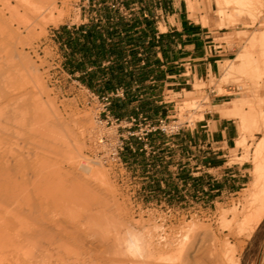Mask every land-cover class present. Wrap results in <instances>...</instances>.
<instances>
[{
	"label": "rangeland",
	"instance_id": "obj_1",
	"mask_svg": "<svg viewBox=\"0 0 264 264\" xmlns=\"http://www.w3.org/2000/svg\"><path fill=\"white\" fill-rule=\"evenodd\" d=\"M252 1L186 0L234 51L174 89L149 83L156 0H0V264H147L149 248L153 264H203L227 238L239 264H264V219L239 233L264 161V0Z\"/></svg>",
	"mask_w": 264,
	"mask_h": 264
},
{
	"label": "crops",
	"instance_id": "obj_2",
	"mask_svg": "<svg viewBox=\"0 0 264 264\" xmlns=\"http://www.w3.org/2000/svg\"><path fill=\"white\" fill-rule=\"evenodd\" d=\"M156 1L158 6L155 11L146 15L152 22H148L142 34L147 39L144 45L147 67L154 72L149 83L172 85L178 89L181 85L192 83L194 77L202 78L215 72L218 63L232 55L234 50L225 41L216 40L222 38L220 31L211 27L208 18L202 23V14L194 13V5L187 8L186 0ZM208 91L210 95L217 96L213 89ZM203 135L206 136L204 146L210 144L215 147L222 143L210 140L209 133ZM219 147L221 145L216 146Z\"/></svg>",
	"mask_w": 264,
	"mask_h": 264
},
{
	"label": "bare ground",
	"instance_id": "obj_3",
	"mask_svg": "<svg viewBox=\"0 0 264 264\" xmlns=\"http://www.w3.org/2000/svg\"><path fill=\"white\" fill-rule=\"evenodd\" d=\"M253 2L254 1H252V0H244V3L250 8L251 7V5L253 4ZM226 2H224V5L226 6V4H225ZM240 4V3H239ZM220 5V4H219ZM191 6V5H190ZM243 9V8H242ZM247 10H248V8H247ZM246 10V11H247ZM250 10V9H249ZM248 10V11H249ZM218 11V10H217ZM222 11H224V10H222ZM249 13V12H248ZM223 15V14H222ZM223 17H224V15H223ZM219 26H220V24H218ZM254 35V34H253ZM262 35H264V34H262ZM255 36V35H254ZM261 38H262V36H261ZM259 40H262L261 41V44L262 43H264V38H262V39H259ZM255 45V44H254ZM260 45V44H259ZM261 46V45H260ZM259 46V47H260ZM262 50H264V49H262ZM261 50V51H262ZM262 53H264V51H262ZM261 54V53H260ZM259 54V55H260ZM245 56H246V54H245ZM250 57V56H249ZM248 57V58H249ZM238 59V58H237ZM241 59V58H240ZM248 60V59H247ZM238 61H241V63L243 64V60H238ZM250 61V60H249ZM230 62V61H229ZM224 64V63H223ZM239 64V63H238ZM242 64H240V65H242ZM245 64H247V63H245ZM230 65V64H229ZM232 65V64H231ZM230 65V66H231ZM236 65V64H235ZM249 65V64H248ZM243 66H244V64H243ZM234 67H237V66H234ZM250 67V66H249ZM225 69V68H224ZM228 69H230V67L228 68ZM232 69V68H231ZM226 70H227V68H226ZM225 74H226V72H225ZM228 74H229V72H228ZM242 87V86H241ZM243 88V87H242ZM192 95V94H191ZM248 101V100H247ZM258 101V100H257ZM246 105H244L243 107H245ZM246 108H248V107H246ZM258 109V111H259V116L261 115V112H262V108L259 106V107H257ZM242 110V109H241ZM246 111V110H245ZM242 112V111H241ZM257 115V114H256ZM247 118H249V117H247ZM246 118V113L244 112H242V114H241V116H240V119H241V122H242V124H243V126L245 127L246 125H247V119ZM257 118V117H256ZM252 119V118H251ZM258 120V119H257ZM249 126V125H248ZM254 126V125H253ZM242 127V126H241ZM245 129H247V128H245ZM250 129V128H249ZM243 130V129H242ZM261 128H259L258 127V131H260L261 132ZM250 131V130H249ZM250 136V135H249ZM242 142V141H241ZM243 144H244V142H242ZM241 143V145H243ZM249 149V148H248ZM262 149H264V137H262V139L261 140H259L258 142H257V146H256V150L257 151H262ZM255 152V151H254ZM262 157H264V156H262ZM262 159V158H261ZM262 160H264V159H262ZM253 181H252V192L250 193V195H249V204L247 203V205H248V209H246V211H247V213H246V220H243V221H245V223H240V225H243V224H245V230H243V228H241V227H243V226H241V227H239V229H240V231H239V233H241V230H242V232H246V233H244V234H246V236H251V234L253 233V231L255 230V228L258 226V224L261 222V220L262 219H264V161H260L258 158H257V156H256V158L254 159V168H253ZM251 189V188H250ZM249 190V189H248ZM249 192V191H248ZM80 194V193H79ZM248 195V194H247ZM80 196V195H79ZM247 197V196H246ZM247 198V199H248ZM234 210V209H233ZM244 210V209H243ZM245 211V212H246ZM239 212H237V214H238ZM242 214V213H241ZM240 215V214H239ZM224 216V215H223ZM241 216V215H240ZM233 217L235 218L236 216L235 215H233ZM233 218V219H234ZM237 218V217H236ZM10 219V218H9ZM242 219H245L244 218V215H243V218ZM4 220V219H3ZM8 220V219H7ZM11 221H13L12 219H11ZM242 221V222H243ZM63 222V221H62ZM65 222V221H64ZM226 222V221H225ZM13 223V222H12ZM10 222L9 221H6V219L4 220V223L3 224H0V225H3L4 227H6V226H10ZM58 226H60V223H59V221H58ZM193 225V224H192ZM192 226H190L189 228H191ZM1 228V227H0ZM60 228V229H59ZM58 229V231H56V236H57V238L58 239H63V238H67V237H69V236H71L72 235V232L70 231V230H68L66 227H64L63 225H61L60 227H59ZM188 228V227H187ZM186 228V229H187ZM185 229V230H186ZM230 229V228H229ZM1 230V229H0ZM189 230V229H188ZM192 230V229H191ZM3 231V230H2ZM5 231V230H4ZM129 231H131V232H129ZM128 232H129V234H128V237L125 239V244H126V246L130 249V250H134V252L136 253V251L140 254V255H142L143 254V256H147V254H148V257H144V259L145 260H147V262L149 263V261L151 262V264H153L152 262H153V260L154 261H156L154 258H155V256H154V253H153V248L151 249V248H149V250L148 249H145V250H148V253H146L147 251H145V255H144V253H143V251H144V248L146 247L145 245L144 246H141V245H143V244H140V240H141V238H142V236H140L139 234H137V233H135V231H133L132 232V230H129ZM187 231V230H186ZM238 233V234H239ZM241 235H243V234H241ZM243 236H245V235H243ZM245 236V237H246ZM143 237H144V234H143ZM186 237H187V235L184 233V234H182L181 235V237H180V239H178V241L176 242V243H174L175 242V240L174 241H172L174 244H177L176 245V249H178L177 251H181L182 250V246H184V241H185V239H186ZM48 239V238H47ZM142 239H146V237H144V238H142ZM228 239V238H227ZM227 239H224L223 240V242H212L213 243V245L214 246H212L213 248V250H212V252H211V254L209 253V257H207L206 259H205V261L204 262H202L203 264H239L238 263V260H237V258H236V252H237V249H238V246L239 245H241L240 244V241H238L237 240V242H236V245H229L228 244V242H226L227 241ZM214 240V239H213ZM216 240V239H215ZM226 240V241H225ZM143 241H146V240H143ZM147 243H149L148 241H147ZM171 244V243H170ZM173 244V245H174ZM172 245V244H171ZM55 246V245H54ZM190 246V245H189ZM198 247H196L197 249H196V251L198 250V248L200 249V246L199 245H197ZM8 247V246H7ZM10 247V246H9ZM14 247V246H13ZM55 247H57V246H55ZM67 249V248H66ZM91 249V248H90ZM183 250H184V248H183ZM58 251V250H57ZM65 253V252H64ZM180 254V253H179ZM57 257L59 256V258L60 257H63L62 255H60V253L58 254L57 253V255H56ZM142 257V256H141ZM157 258H158V256H156ZM160 257V256H159ZM203 257V256H202ZM58 258V260H60ZM149 259V261H148V259ZM160 258H162V257H160ZM178 261H180V263L182 262L183 264H186L187 262H188V260H187V258L185 257V255H183V254H180L178 257ZM63 260V259H62ZM158 260H160L159 258H158ZM162 260H164V257L162 258ZM173 260H175V259H173ZM190 261V260H189ZM83 262V261H82ZM63 263V262H62ZM65 263V262H64ZM63 263V264H64ZM147 263V264H148ZM158 263H160V262H158ZM157 263V264H158ZM181 263V264H182ZM195 263V262H194ZM61 264V263H60ZM131 264H134V263H131ZM137 264V263H136ZM140 264V263H139ZM142 264H144V263H142ZM150 264V263H149ZM154 264H156V262L154 263ZM189 264V263H188Z\"/></svg>",
	"mask_w": 264,
	"mask_h": 264
},
{
	"label": "built area",
	"instance_id": "obj_4",
	"mask_svg": "<svg viewBox=\"0 0 264 264\" xmlns=\"http://www.w3.org/2000/svg\"><path fill=\"white\" fill-rule=\"evenodd\" d=\"M160 122H162V121H160ZM118 152H117V149L116 150H113L112 152H111V156H112V158H119V156H118V154H117Z\"/></svg>",
	"mask_w": 264,
	"mask_h": 264
}]
</instances>
